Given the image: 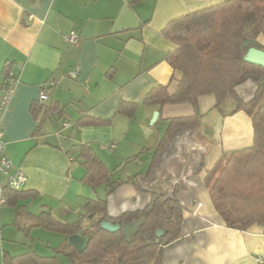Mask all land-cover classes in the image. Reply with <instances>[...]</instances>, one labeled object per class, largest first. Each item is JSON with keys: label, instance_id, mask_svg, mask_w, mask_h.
<instances>
[{"label": "crops", "instance_id": "1", "mask_svg": "<svg viewBox=\"0 0 264 264\" xmlns=\"http://www.w3.org/2000/svg\"><path fill=\"white\" fill-rule=\"evenodd\" d=\"M222 1L0 0V96L7 67L19 79L0 125L9 158L28 178L23 190L8 194L9 202L0 192V264L6 255H52L68 244L65 234L32 227L42 211L61 222L80 221L85 232L100 218L86 213L87 199H106L108 216L117 218L176 188L182 235L165 246L163 264H264V224L229 227L205 182L223 155L254 144L252 116L233 112L235 103L216 107L212 93L199 98V109L190 102L144 103L159 85L174 92L182 77L167 59L177 49L163 32L168 23ZM72 30L79 43L67 41ZM255 38L264 49V34ZM77 66V77L70 76ZM44 83L49 99L43 104L57 110L41 118L34 109ZM235 90L249 100L255 84L247 80ZM122 103H135L134 112H121ZM198 112L199 127H175L163 142L171 119ZM88 117L107 122H84ZM81 144L94 149L113 181L123 182L118 188L84 180ZM139 223L125 224L129 237ZM68 250L78 251L72 244ZM56 264L72 262L60 254Z\"/></svg>", "mask_w": 264, "mask_h": 264}, {"label": "trees", "instance_id": "2", "mask_svg": "<svg viewBox=\"0 0 264 264\" xmlns=\"http://www.w3.org/2000/svg\"><path fill=\"white\" fill-rule=\"evenodd\" d=\"M247 28L255 35L264 34V0H224L171 20L163 32L177 44V49L167 59L182 77L174 92L169 91L168 85H159L144 100L145 104L160 107L190 102L199 109V98L212 93L216 96V107L222 109L228 96H232L233 112L244 110L252 116L254 144L223 155L205 179L224 222L240 230L264 224V67L245 60L249 46L244 45V40L252 38ZM247 80L255 84V91L249 100H244L235 88ZM135 107V103H122L119 110L133 113ZM55 110L41 103L34 112L37 115L43 112L41 118H45ZM199 115L198 112L194 116L171 119L163 142L175 127H199ZM83 121L107 122L93 117ZM80 158L87 170L84 180L91 185L110 182L112 192L123 183L113 181V171L90 145H80ZM178 190L169 197L154 194L145 209L128 211L117 218L108 216L106 199H87L83 204L86 213L100 218L85 231L91 238L82 253L68 250L69 237L82 231L81 222H61L50 211H42L35 216L32 227L42 226L65 234L68 244L55 248L52 255H40L33 250L6 255L4 264H56L60 254L68 256L72 264H163L165 246L182 235L184 208L177 197ZM19 192L4 185L2 196L9 202L8 194ZM107 219L119 221L121 229L110 232L102 228L101 222ZM136 220H140L139 226L129 237L125 224ZM158 230H162L160 236Z\"/></svg>", "mask_w": 264, "mask_h": 264}, {"label": "built area", "instance_id": "3", "mask_svg": "<svg viewBox=\"0 0 264 264\" xmlns=\"http://www.w3.org/2000/svg\"><path fill=\"white\" fill-rule=\"evenodd\" d=\"M66 39L71 44L80 42L79 34L75 30L70 31V33L66 35ZM79 69V66L74 68L70 72V76L77 77ZM18 83L19 79L13 70H9L4 75L2 93L0 96V112H5L7 109ZM48 99L47 84L44 83L39 95V100L41 103H45ZM4 132V128L0 125V180L2 177H5V184H2L0 187L1 194L4 185L16 191L23 190L28 179L25 171L20 167H16L11 158H9L6 150L7 143L5 141ZM3 200L5 201V199Z\"/></svg>", "mask_w": 264, "mask_h": 264}, {"label": "water", "instance_id": "4", "mask_svg": "<svg viewBox=\"0 0 264 264\" xmlns=\"http://www.w3.org/2000/svg\"><path fill=\"white\" fill-rule=\"evenodd\" d=\"M246 31L254 38L251 39L247 38L244 40V45L249 46L245 54V60L250 63L264 67V49L259 48L255 45L256 35L254 34V32L250 28H247ZM158 117H159V112L157 111L153 121H155ZM101 226L102 228L110 232H117L122 227L119 221L113 222L112 220L109 219L102 221ZM161 234H162V230H158L157 235L160 236ZM90 238L91 237L89 234H85V232L79 231L76 234L71 235L69 237V243L74 245L78 249V251L82 253L87 249Z\"/></svg>", "mask_w": 264, "mask_h": 264}, {"label": "rangeland", "instance_id": "5", "mask_svg": "<svg viewBox=\"0 0 264 264\" xmlns=\"http://www.w3.org/2000/svg\"><path fill=\"white\" fill-rule=\"evenodd\" d=\"M237 94H238V92H237ZM239 96H241L240 94H238ZM234 103V99H233V97L232 96H228V98L226 99V103H225V105L228 107L229 105H231V104H233ZM2 178H5V177H2ZM1 178V179H2Z\"/></svg>", "mask_w": 264, "mask_h": 264}]
</instances>
